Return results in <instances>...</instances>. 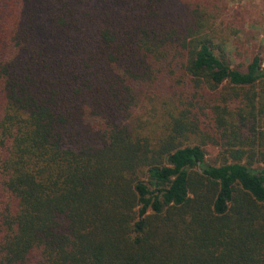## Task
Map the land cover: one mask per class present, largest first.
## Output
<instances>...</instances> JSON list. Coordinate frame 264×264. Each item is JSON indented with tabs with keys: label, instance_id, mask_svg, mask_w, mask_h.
<instances>
[{
	"label": "trees",
	"instance_id": "trees-1",
	"mask_svg": "<svg viewBox=\"0 0 264 264\" xmlns=\"http://www.w3.org/2000/svg\"><path fill=\"white\" fill-rule=\"evenodd\" d=\"M225 4L0 0V264H264V62Z\"/></svg>",
	"mask_w": 264,
	"mask_h": 264
},
{
	"label": "rangeland",
	"instance_id": "rangeland-1",
	"mask_svg": "<svg viewBox=\"0 0 264 264\" xmlns=\"http://www.w3.org/2000/svg\"><path fill=\"white\" fill-rule=\"evenodd\" d=\"M225 2V9L219 15V26L230 38H239L238 49L243 53L240 58L232 57V65L252 52H259L264 62V0H225ZM245 50L247 53H244ZM155 98L157 97L146 98L135 109L134 116L143 122L142 127H151L150 122L157 118L154 110L156 109L157 112L159 100ZM190 138L192 143L202 144L208 158H214L218 154L220 156L221 149L214 146L206 135L202 137L190 135Z\"/></svg>",
	"mask_w": 264,
	"mask_h": 264
}]
</instances>
